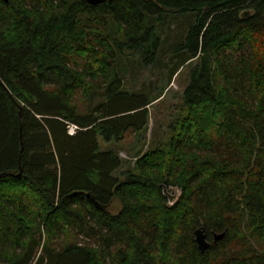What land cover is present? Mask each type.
Returning a JSON list of instances; mask_svg holds the SVG:
<instances>
[{
	"label": "trees",
	"instance_id": "obj_1",
	"mask_svg": "<svg viewBox=\"0 0 264 264\" xmlns=\"http://www.w3.org/2000/svg\"><path fill=\"white\" fill-rule=\"evenodd\" d=\"M176 16L189 82L144 142ZM0 264H264V0H0Z\"/></svg>",
	"mask_w": 264,
	"mask_h": 264
},
{
	"label": "rangeland",
	"instance_id": "obj_2",
	"mask_svg": "<svg viewBox=\"0 0 264 264\" xmlns=\"http://www.w3.org/2000/svg\"><path fill=\"white\" fill-rule=\"evenodd\" d=\"M181 20L182 18H179V16L172 18L169 24L170 28H167V30L163 33L165 44L159 51V56L162 59L163 64L160 67H152L149 65L146 69L140 71L137 74V77L135 76V80L131 81V86L134 90H146L149 92L156 87L159 92L163 91L164 93L161 99L157 100L149 107L151 115L148 128L144 133L146 136L144 142L150 141L154 132H156L158 136H161L164 133L160 131V126L163 124L164 126L162 129H167V123L169 122L171 116L175 113V107L180 105L181 95L189 82L187 75L188 68L180 74H177L173 79L170 80L168 78V63H171L169 61L170 55L168 54V46H171V44L176 41L178 35L181 34L180 23L183 22ZM99 141L102 148L113 147L118 150L121 158L126 160L127 165L128 163L133 164L136 161V151L141 147L138 145L137 149H133L136 142L133 135H128L118 144L104 141L101 135L99 136ZM146 148L147 147H144L143 151L146 150ZM127 165L120 168L116 174L124 177V175L121 174L123 170L127 169ZM118 205L119 203L116 202L113 210L117 209L119 207Z\"/></svg>",
	"mask_w": 264,
	"mask_h": 264
},
{
	"label": "water",
	"instance_id": "obj_3",
	"mask_svg": "<svg viewBox=\"0 0 264 264\" xmlns=\"http://www.w3.org/2000/svg\"><path fill=\"white\" fill-rule=\"evenodd\" d=\"M90 4H98V3H102L105 1H112V0H87ZM21 171V170H20ZM172 191L175 192V195L173 196V201H175L178 196L180 195L181 191L178 187H171L170 188ZM165 191L167 192V190L165 189ZM168 193V192H167ZM170 194V193H169ZM173 203V202H172ZM225 235V233H220V234H215L214 235V240L217 241L221 238H223ZM195 241L198 245V248L204 252L210 245L211 242L208 239V233L207 230L204 226L199 227L196 231H195Z\"/></svg>",
	"mask_w": 264,
	"mask_h": 264
},
{
	"label": "built area",
	"instance_id": "obj_4",
	"mask_svg": "<svg viewBox=\"0 0 264 264\" xmlns=\"http://www.w3.org/2000/svg\"><path fill=\"white\" fill-rule=\"evenodd\" d=\"M76 129H77V126L76 125H74V124L73 125H70L69 132L73 134V133H75V130Z\"/></svg>",
	"mask_w": 264,
	"mask_h": 264
}]
</instances>
